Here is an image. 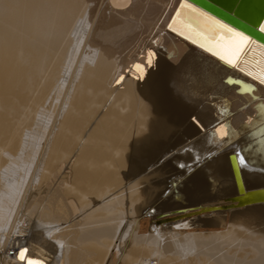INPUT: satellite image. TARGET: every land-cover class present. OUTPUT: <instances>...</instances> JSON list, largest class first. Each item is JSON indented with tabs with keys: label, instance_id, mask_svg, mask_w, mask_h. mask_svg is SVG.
<instances>
[{
	"label": "bare ground",
	"instance_id": "6f19581e",
	"mask_svg": "<svg viewBox=\"0 0 264 264\" xmlns=\"http://www.w3.org/2000/svg\"><path fill=\"white\" fill-rule=\"evenodd\" d=\"M168 1L124 69L90 1L0 0V264H264V46Z\"/></svg>",
	"mask_w": 264,
	"mask_h": 264
},
{
	"label": "rangeland",
	"instance_id": "374dc122",
	"mask_svg": "<svg viewBox=\"0 0 264 264\" xmlns=\"http://www.w3.org/2000/svg\"><path fill=\"white\" fill-rule=\"evenodd\" d=\"M85 1H87V2L90 1L91 4L93 5V6H91V10L89 7V10L91 12L89 11V14H88L89 18H87L88 25H89V27L87 28L89 31L88 32L89 33V36H88L89 44L93 48L97 49L100 53L107 55L110 59H113L114 57H118L117 58V65L119 64V66L124 67V69L127 65L130 64V62L131 63L132 62L134 63V61L137 62L136 59L138 61H140V59H141V62L146 63V61H147L146 59L148 58V56L145 57L146 53H147L146 51H150V50L155 51L159 48H165L166 51L169 52V49L170 48L172 49V47H171L172 41L170 40L171 38L169 39L165 34L164 35L161 34L162 33L161 29L163 26L162 23H164L163 20L166 17V15H168V13L170 12V10L172 8V2L171 1H168L169 2L168 3L169 6H168V5H166L167 0H117L116 1L117 3H120V4L123 3L122 5H123L124 9L126 7L129 8V9L127 8V10L120 8L122 14L118 13L117 11H111V9L109 8L110 6L108 7V5L105 6V4H103V0L102 1L101 0H85ZM108 3H109V5L111 4V2H109V1H108ZM99 5H100V7H99ZM125 12H127V13H125ZM115 16H116V20H118V21L115 20ZM120 18H123V19H120ZM121 20H123V21H121ZM92 24H93V26H92ZM119 24H120V26H119ZM160 24H161V26H160ZM149 29H151L152 31ZM154 30H156V31H154ZM153 31H154V33H153ZM90 32H91V34H90ZM159 35H160V37H159ZM95 40H97V42ZM152 42H154V43H152ZM155 46L156 47L158 46V48H156ZM98 47H99V49H98ZM171 54H172V52H171ZM169 58L171 59L172 56H170ZM167 60L169 63L172 62L168 58H167ZM120 63H122V64H120ZM168 192H170V190ZM169 195H172V193H170ZM72 228H73V226L68 227V230H69L68 232H71ZM62 233H65V235H66V232H62ZM62 233H61V235L65 236ZM68 234H70V233H68ZM65 238H66V236H65ZM64 240L65 239L63 238V241ZM68 246H71V250L73 248H75V246L72 245V243L68 244Z\"/></svg>",
	"mask_w": 264,
	"mask_h": 264
},
{
	"label": "water",
	"instance_id": "95a60500",
	"mask_svg": "<svg viewBox=\"0 0 264 264\" xmlns=\"http://www.w3.org/2000/svg\"><path fill=\"white\" fill-rule=\"evenodd\" d=\"M184 1L264 46V33L259 30L264 21V0Z\"/></svg>",
	"mask_w": 264,
	"mask_h": 264
},
{
	"label": "snow or ice",
	"instance_id": "6c2138e0",
	"mask_svg": "<svg viewBox=\"0 0 264 264\" xmlns=\"http://www.w3.org/2000/svg\"><path fill=\"white\" fill-rule=\"evenodd\" d=\"M183 7H185V4H184V2L182 0L181 8H183ZM201 15H205V14L201 13ZM174 19H175V17H174ZM208 19L212 20L211 17H209ZM213 23L217 24L220 29L225 30L227 33H229V34H231V35H233L234 37L237 38L236 44H235V49H234V52H233L232 56H225V55H222V54H220L218 52H214V54L219 55L220 59L225 60L227 63L232 64L234 66H237L238 62L236 60V57L239 56L240 50L243 49L245 47V45H253V44H255V41H251L249 39V37L245 36L242 32H236L234 29L229 28L227 25L220 24L218 21H213ZM170 27H171V25H170ZM259 30L261 32H264V24H260ZM200 46L201 47H206L204 44H201ZM206 50H208L210 52L214 51L213 48H211V47H207ZM149 55L151 56V53ZM149 63H151V60H149ZM136 67L140 68L139 65H137ZM260 79H261V82H264V70H262V72H261ZM240 163L241 164L244 163L243 158H241ZM27 251L28 250L26 248H21L20 251H19V254H18V258L20 260H22V261L27 259V264H42V262L39 261V260H34V259L27 258L26 257Z\"/></svg>",
	"mask_w": 264,
	"mask_h": 264
}]
</instances>
